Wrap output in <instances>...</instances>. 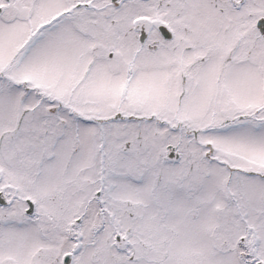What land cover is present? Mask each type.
<instances>
[{"label": "snow or ice", "instance_id": "obj_1", "mask_svg": "<svg viewBox=\"0 0 264 264\" xmlns=\"http://www.w3.org/2000/svg\"><path fill=\"white\" fill-rule=\"evenodd\" d=\"M0 264H264V0H0Z\"/></svg>", "mask_w": 264, "mask_h": 264}]
</instances>
